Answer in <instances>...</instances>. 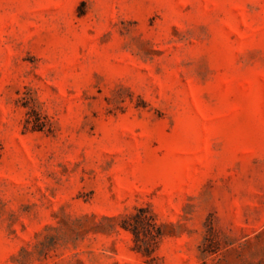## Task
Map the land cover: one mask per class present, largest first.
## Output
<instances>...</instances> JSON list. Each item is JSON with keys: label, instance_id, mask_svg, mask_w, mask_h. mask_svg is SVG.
Returning <instances> with one entry per match:
<instances>
[{"label": "rangeland", "instance_id": "1", "mask_svg": "<svg viewBox=\"0 0 264 264\" xmlns=\"http://www.w3.org/2000/svg\"><path fill=\"white\" fill-rule=\"evenodd\" d=\"M0 264H264V0H0Z\"/></svg>", "mask_w": 264, "mask_h": 264}, {"label": "trees", "instance_id": "2", "mask_svg": "<svg viewBox=\"0 0 264 264\" xmlns=\"http://www.w3.org/2000/svg\"><path fill=\"white\" fill-rule=\"evenodd\" d=\"M144 223L145 222L143 220H140V221L139 220H136L134 224H125L124 227L126 229H129L130 231H132V233H133V235L135 237V241L138 242V241L141 240V234L145 235V231L143 230ZM150 234H151V236H154L152 234V232H150ZM157 235H160V234L157 232Z\"/></svg>", "mask_w": 264, "mask_h": 264}]
</instances>
